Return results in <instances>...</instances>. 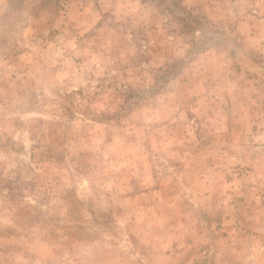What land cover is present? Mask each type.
Listing matches in <instances>:
<instances>
[{
    "label": "rangeland",
    "instance_id": "obj_1",
    "mask_svg": "<svg viewBox=\"0 0 264 264\" xmlns=\"http://www.w3.org/2000/svg\"><path fill=\"white\" fill-rule=\"evenodd\" d=\"M0 264H264V0H0Z\"/></svg>",
    "mask_w": 264,
    "mask_h": 264
}]
</instances>
